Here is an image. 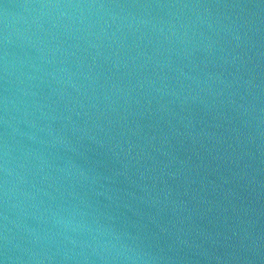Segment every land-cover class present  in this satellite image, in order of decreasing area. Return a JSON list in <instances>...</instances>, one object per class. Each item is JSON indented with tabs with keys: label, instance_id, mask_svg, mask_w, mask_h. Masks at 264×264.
Listing matches in <instances>:
<instances>
[{
	"label": "water",
	"instance_id": "1",
	"mask_svg": "<svg viewBox=\"0 0 264 264\" xmlns=\"http://www.w3.org/2000/svg\"><path fill=\"white\" fill-rule=\"evenodd\" d=\"M0 264H264V0H0Z\"/></svg>",
	"mask_w": 264,
	"mask_h": 264
}]
</instances>
